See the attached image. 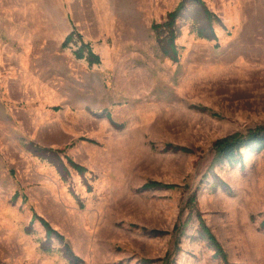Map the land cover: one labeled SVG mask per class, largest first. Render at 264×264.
<instances>
[{"label":"rangeland","instance_id":"1","mask_svg":"<svg viewBox=\"0 0 264 264\" xmlns=\"http://www.w3.org/2000/svg\"><path fill=\"white\" fill-rule=\"evenodd\" d=\"M181 1L0 0V264H71L39 217L83 264H264V149L214 163L264 125V0H204L217 38L180 19L175 61L153 25Z\"/></svg>","mask_w":264,"mask_h":264},{"label":"trees","instance_id":"2","mask_svg":"<svg viewBox=\"0 0 264 264\" xmlns=\"http://www.w3.org/2000/svg\"><path fill=\"white\" fill-rule=\"evenodd\" d=\"M192 19L193 31H195L199 37L206 39L217 38L216 34V24H222L221 18L211 11L204 0H182L178 6L171 12L168 13L167 18L162 23H155L153 29L156 33L158 44L161 48L162 53L177 61L179 57V50L176 44V38L178 36L179 30V20L180 19ZM73 38V34H70L63 46H67ZM88 47V54L85 55V47ZM76 56L80 59H86L90 65L99 64L101 59L98 54H96L92 47L86 44L81 49L76 52ZM30 151L36 156L44 157L46 156V148L39 147L37 145H31ZM215 157L214 163H228L232 166L242 165L244 163V151L260 152L264 149V125L256 126L250 128L245 133L235 132L233 134L227 135L220 138L214 143ZM188 151V148L176 146L173 144L166 145L164 151ZM74 164V163H73ZM74 166L80 170L83 167L74 164ZM176 185L164 184L158 181H150L143 186L144 190H155L163 188H173ZM200 234L204 238L210 247L215 250V256H222L227 260V256L223 251L221 244L218 242L217 238L211 231V229L206 225L202 215H200ZM47 231V238L50 241L55 235L58 239L64 241L65 245L63 247V252L65 257L71 264H83V260L71 249L69 243L65 241V238L57 230H55L51 224L42 217H39ZM142 230L152 236H162L168 233V231H162L157 229L148 230L142 228ZM173 232L183 233L184 229L176 226ZM50 246L48 244H43V250L49 251Z\"/></svg>","mask_w":264,"mask_h":264}]
</instances>
